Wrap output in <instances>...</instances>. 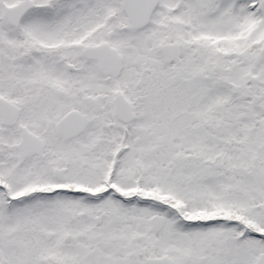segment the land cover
<instances>
[{"label":"snow or ice","instance_id":"obj_1","mask_svg":"<svg viewBox=\"0 0 264 264\" xmlns=\"http://www.w3.org/2000/svg\"><path fill=\"white\" fill-rule=\"evenodd\" d=\"M0 264H264V0H0Z\"/></svg>","mask_w":264,"mask_h":264}]
</instances>
